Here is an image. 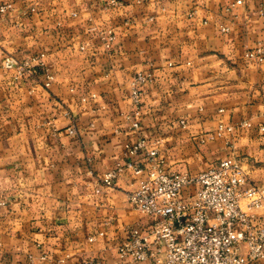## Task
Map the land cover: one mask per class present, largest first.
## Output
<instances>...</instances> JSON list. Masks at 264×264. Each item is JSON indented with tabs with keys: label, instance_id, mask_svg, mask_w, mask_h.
<instances>
[{
	"label": "crops",
	"instance_id": "1",
	"mask_svg": "<svg viewBox=\"0 0 264 264\" xmlns=\"http://www.w3.org/2000/svg\"><path fill=\"white\" fill-rule=\"evenodd\" d=\"M4 2L12 9L0 16V264H135L116 246L150 223L127 200L142 176L125 169L110 186L101 178L139 159L125 152L138 138L156 142L170 169L196 172L235 155L264 183V0ZM257 48L261 61L245 55ZM40 54L43 67L24 77L3 64H36ZM138 71L154 80L135 115ZM219 124L232 130L217 135Z\"/></svg>",
	"mask_w": 264,
	"mask_h": 264
},
{
	"label": "built area",
	"instance_id": "2",
	"mask_svg": "<svg viewBox=\"0 0 264 264\" xmlns=\"http://www.w3.org/2000/svg\"><path fill=\"white\" fill-rule=\"evenodd\" d=\"M11 9L10 3H0V16ZM220 31L227 32L228 27L221 26ZM113 39V33L106 34L107 48ZM245 55L263 59L259 48ZM42 56L35 58L36 64H32L34 59L17 61L11 57H5L3 64L15 69L16 77H24L35 73L36 67H43ZM44 70V85L48 86L53 76ZM153 80L152 72L138 71L132 76L129 98L135 115L140 110L143 87ZM181 123L184 125L183 120ZM241 125L250 124L243 121ZM138 127V119L134 118L131 128ZM224 129L231 131L232 127L219 124L215 132L220 135ZM260 130L264 131V124ZM67 131L74 134L76 129L72 126ZM155 143L138 138L126 144L125 152L139 155V159L118 163L101 178L104 185L110 186L125 169L142 176L138 186L127 193V200L150 223L145 230H132L117 244L118 257L135 264H255L263 260L264 183L250 178L243 160L229 155L196 172L174 170L166 166ZM186 187L193 189L183 195ZM82 264L100 263L91 259Z\"/></svg>",
	"mask_w": 264,
	"mask_h": 264
}]
</instances>
